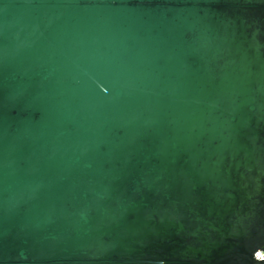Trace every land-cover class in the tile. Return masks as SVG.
<instances>
[{"label":"water","instance_id":"1","mask_svg":"<svg viewBox=\"0 0 264 264\" xmlns=\"http://www.w3.org/2000/svg\"><path fill=\"white\" fill-rule=\"evenodd\" d=\"M264 0H0V264H264Z\"/></svg>","mask_w":264,"mask_h":264},{"label":"built area","instance_id":"2","mask_svg":"<svg viewBox=\"0 0 264 264\" xmlns=\"http://www.w3.org/2000/svg\"><path fill=\"white\" fill-rule=\"evenodd\" d=\"M255 259L258 261L264 260V251H258L255 254Z\"/></svg>","mask_w":264,"mask_h":264}]
</instances>
